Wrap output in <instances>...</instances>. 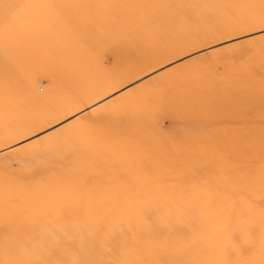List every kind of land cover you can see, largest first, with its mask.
<instances>
[{"label": "rangeland", "instance_id": "obj_1", "mask_svg": "<svg viewBox=\"0 0 264 264\" xmlns=\"http://www.w3.org/2000/svg\"><path fill=\"white\" fill-rule=\"evenodd\" d=\"M139 241L264 264V0H0V264Z\"/></svg>", "mask_w": 264, "mask_h": 264}, {"label": "bare ground", "instance_id": "obj_2", "mask_svg": "<svg viewBox=\"0 0 264 264\" xmlns=\"http://www.w3.org/2000/svg\"><path fill=\"white\" fill-rule=\"evenodd\" d=\"M2 229H3V227H2ZM113 241H115V239ZM112 244H113V242L111 243V245ZM139 244H140V248H138V249H143V250H145V252H144L143 255L138 256V258H137V260L135 262L136 264H160L162 262L164 264H170L172 262V259L169 258V256H168L167 253H162L164 250L169 249L170 246H167V245L163 244L164 245L163 249L162 248L161 249H159V248L155 249V248H144L141 245L140 241H139ZM117 245H119V243H117ZM122 246L124 247L125 245H122ZM149 246H152V245H149ZM160 247H162V246H160ZM31 251L32 250H30V251L27 250V252H25V257H27V259H29V261L31 259L30 256L33 254V252H31ZM2 258H3V255L0 253V260ZM158 260L159 261L161 260L162 262L157 263ZM62 264H65V263H62ZM103 264H109V263H107L106 261H104Z\"/></svg>", "mask_w": 264, "mask_h": 264}]
</instances>
